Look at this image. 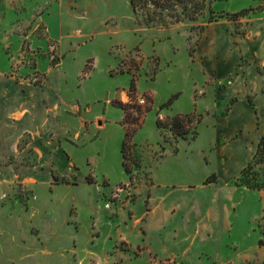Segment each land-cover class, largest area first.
<instances>
[{
	"label": "rangeland",
	"instance_id": "374dc122",
	"mask_svg": "<svg viewBox=\"0 0 264 264\" xmlns=\"http://www.w3.org/2000/svg\"><path fill=\"white\" fill-rule=\"evenodd\" d=\"M263 33L264 0H0V264H264Z\"/></svg>",
	"mask_w": 264,
	"mask_h": 264
},
{
	"label": "trees",
	"instance_id": "16d2710c",
	"mask_svg": "<svg viewBox=\"0 0 264 264\" xmlns=\"http://www.w3.org/2000/svg\"><path fill=\"white\" fill-rule=\"evenodd\" d=\"M187 0H132L134 8L147 7L152 5L157 11L164 12L166 10H172L177 12L179 4H184ZM184 13H176L175 17L179 18ZM171 103V101L169 102ZM128 109V107H126ZM128 120V119H127ZM202 116L193 114H178L172 118H169L165 124L158 121L159 128L167 129L175 142L179 139L188 140L196 139L198 136V128L201 124ZM137 118L134 121H128V126L123 141L122 152L124 157V166L128 173H131V153H132V139L136 133L134 127L136 126ZM264 141V135L261 143ZM259 153V151H258ZM258 153L248 163V165L241 171L242 178H246L247 175L254 169V166L258 162ZM243 185L252 190L262 191L264 190V184H251L249 182L241 181Z\"/></svg>",
	"mask_w": 264,
	"mask_h": 264
},
{
	"label": "crops",
	"instance_id": "0c3cea01",
	"mask_svg": "<svg viewBox=\"0 0 264 264\" xmlns=\"http://www.w3.org/2000/svg\"><path fill=\"white\" fill-rule=\"evenodd\" d=\"M262 36V38L264 37V33H263V35H261ZM264 40V39H263ZM251 54L252 55H256V57H257V60H258V63H261V64H264V58L262 57V54H264V42H262V41H260V42H258V43H255V45H254V48H253V50L251 51ZM253 56V57H254ZM0 94H1V92H0ZM263 132H264V130H263ZM247 165H248V163H247ZM246 165V166H247ZM245 166V167H246ZM244 167V168H245ZM243 168V169H244ZM242 169V170H243Z\"/></svg>",
	"mask_w": 264,
	"mask_h": 264
}]
</instances>
